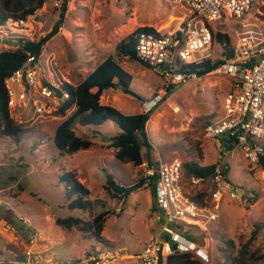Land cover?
<instances>
[{"label":"rangeland","instance_id":"1","mask_svg":"<svg viewBox=\"0 0 264 264\" xmlns=\"http://www.w3.org/2000/svg\"><path fill=\"white\" fill-rule=\"evenodd\" d=\"M60 4L61 0H45L32 14L33 19L26 27L29 41H36L51 30ZM182 19L183 14L169 0H69L63 25L45 43L38 57L39 67L56 84L76 85L96 65L113 56L130 74L131 89L144 101L164 87L161 69L147 68L139 61L128 59L119 53L118 44L139 27L170 34L178 29ZM243 21L250 22L249 28L258 29L264 37V3L253 5ZM213 26L227 34L231 44L236 40V31L243 29L241 22L232 18L221 24L215 22ZM11 39L8 37L7 42L15 45L0 44V52L17 48L19 40H23L12 42ZM223 47L215 40L210 59L224 56ZM230 87L229 79L208 74L173 86L146 124L154 146L153 160L165 163L178 158L184 163H215L219 150H226L227 145H218L219 140L205 137L203 130L208 122L223 117V97ZM100 103L124 115L143 112L142 102L119 90H105ZM72 111H66L65 116L54 112L46 119L25 124L18 140L0 129V264H73L94 249L109 248L84 239L74 227L66 231L54 223V217L67 215L90 218L88 212L68 207L75 195L67 193L68 186L61 179L66 171L75 172L89 189L93 215L109 210L102 235L112 244L111 248L129 253L142 249L164 221L162 211L152 207L154 183L151 180L146 185L149 165L144 150L141 164L115 159V150L105 139L120 132L114 121L99 126H81L75 122V134L90 139L93 145L72 155L59 154L53 143L54 130ZM226 161L227 180L239 189V198L222 197L210 203L219 217L207 231L188 229L208 248L210 262L202 264H230V259L238 256L242 244L258 228L244 253V261L264 264V179L260 166L250 163L240 146L233 147ZM107 174L122 186L143 183L124 200L113 198L105 193ZM202 187L208 190L210 181L204 186L187 188L188 194L205 195L206 190H200ZM253 194L257 197L254 202ZM153 211L160 222H152Z\"/></svg>","mask_w":264,"mask_h":264},{"label":"built area","instance_id":"2","mask_svg":"<svg viewBox=\"0 0 264 264\" xmlns=\"http://www.w3.org/2000/svg\"><path fill=\"white\" fill-rule=\"evenodd\" d=\"M174 8L183 14L178 29L170 34H155L141 31L136 39L135 56L149 68L161 69L164 87L145 99L143 112L153 111L164 101L167 88L190 83L198 79L194 71L185 70L186 64L201 63L211 56L213 32L209 24H221L232 18L241 22L242 30L236 31L232 44L233 54L221 56L220 63L207 74L225 77L231 87L223 97L222 118L211 121L204 127V136L219 140L228 150H219L213 176L205 180L191 176L184 179L183 162L174 158L156 166H147L146 179L150 183L156 174L154 198L164 215V221L155 235L136 252H122L115 248H97L86 255L79 264H162L167 256L175 253L190 254L201 263L210 262L206 247L183 234L184 227L207 231L219 215L210 207L222 197L231 200L239 198V189L227 180V157L234 146H240L244 157L255 165L264 163V37L258 29L249 28L244 16L255 4L264 0H169ZM32 15L25 19L8 18L0 25V44L16 39L28 40L26 27ZM18 46V45H17ZM167 65V68H164ZM7 91L9 116L18 124L32 123L39 118L46 119L56 112L58 102L67 98V93L58 95L60 84L47 78L39 67L38 58L28 55L23 64L4 80ZM171 87V88H172ZM230 143L232 147H230ZM230 147V148H229ZM260 166V165H259ZM264 179V168L260 166ZM210 181L203 204L193 201L187 188H196ZM154 222H160L155 216ZM183 228V229H181Z\"/></svg>","mask_w":264,"mask_h":264},{"label":"trees","instance_id":"3","mask_svg":"<svg viewBox=\"0 0 264 264\" xmlns=\"http://www.w3.org/2000/svg\"><path fill=\"white\" fill-rule=\"evenodd\" d=\"M69 0H61L59 15L54 22L51 30L36 41L19 40L20 44L13 50H3L0 52V129L10 137L19 139V134L24 131V124H18L9 116L7 107V91L4 80L14 70L19 68L26 60L28 55L38 58L42 52L45 43L51 39L63 25L65 21V12L67 10V2ZM45 0H0V25L4 24L8 18L14 20L25 19L27 16L35 13L40 9ZM213 32V42L217 40L224 47V55L230 57L233 54V47L229 36L220 31H216L213 24H209ZM141 31H150L157 35L150 27H139L129 34L124 40L118 44L120 54L128 57V59L137 61L135 56V44L138 34ZM220 59H206L201 63L186 64L185 70L194 71L198 77H201L211 71L220 63ZM142 66L149 68L141 63ZM131 76L125 71L114 59L113 56L105 58L96 67L89 72L78 84L73 85L63 82L57 93L61 96L62 92L67 93V98H62L58 102L56 115L65 116L66 111L73 109L71 114L61 121L54 130L53 143L59 150L60 155H72L79 150L89 149L93 142L82 136L75 134L73 125L75 122L81 126H99L106 121H114L119 126L120 132L110 137L109 147L115 152L114 156L118 162H132L133 164H141L143 162L142 150L146 157L147 164L152 167L159 164L153 160L154 146L148 136L146 124L151 116L152 111L141 112L132 115H124L116 108L100 103V97L107 89L119 90L128 94L137 101L142 102V96L130 87ZM172 86L167 88L168 93ZM209 123V122H208ZM207 123V124H208ZM230 147L232 144L230 143ZM201 156V154H200ZM202 157V156H201ZM264 168V163L259 164ZM215 163L208 165H199L195 162H183V175L185 182L191 176L210 179L214 174ZM62 181L68 186L67 193L75 195V198L69 203L70 209H79L82 212H88L90 218L83 219L78 216L67 215L63 217H54V223L62 229L69 231L72 227L76 228L84 239L94 240L97 243L111 247L107 238L102 235L103 223L105 217L109 214V210H103L93 215L92 203L88 200L89 189L79 181L77 175L73 171H66L62 175ZM155 184L156 174L150 178ZM142 181L131 186H122L117 184L111 174L106 175L105 193L113 198L125 199L132 192L138 190L142 186ZM205 195L201 192H192L189 197L200 204H203ZM252 201H256L257 197L253 194ZM247 201V200H246ZM152 207L158 209L157 203ZM116 214V213H114ZM183 229V228H181ZM256 228L250 238L241 246L238 256L230 259V264H246L244 261V253L251 241L257 235ZM189 239L195 240L202 244L192 234L189 229L183 231ZM89 254V252H88ZM80 260L73 264H79ZM162 264H202L190 254L175 253L167 256Z\"/></svg>","mask_w":264,"mask_h":264},{"label":"crops","instance_id":"4","mask_svg":"<svg viewBox=\"0 0 264 264\" xmlns=\"http://www.w3.org/2000/svg\"><path fill=\"white\" fill-rule=\"evenodd\" d=\"M113 90H114V89H113ZM102 95H103V94H102ZM142 102H143V101H142ZM139 113H141V112H139ZM229 148H230V147H229ZM226 150H228V146H227V149H226ZM154 202H155V198H154ZM152 206H153V205H152ZM152 215H153V216H152V219H151V220H152V222H154L153 218L156 216V213L153 211ZM216 221H217V220H216ZM213 223H214V222H213ZM213 223H212V224H213ZM151 237H152V236H151ZM151 237H149L148 241L150 240ZM148 241H147V242H148ZM147 242H146V243H147ZM201 245H203V244H201ZM203 246H204V245H203ZM204 247L207 248V246H204ZM207 250H208V248H207Z\"/></svg>","mask_w":264,"mask_h":264},{"label":"water","instance_id":"5","mask_svg":"<svg viewBox=\"0 0 264 264\" xmlns=\"http://www.w3.org/2000/svg\"><path fill=\"white\" fill-rule=\"evenodd\" d=\"M167 67H168L167 65H164V68H167ZM105 139L110 141V138L109 137L108 138H105ZM241 189H242V187H241Z\"/></svg>","mask_w":264,"mask_h":264}]
</instances>
